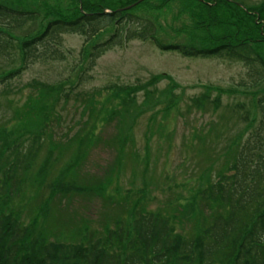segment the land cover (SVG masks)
<instances>
[{"label": "rangeland", "instance_id": "374dc122", "mask_svg": "<svg viewBox=\"0 0 264 264\" xmlns=\"http://www.w3.org/2000/svg\"><path fill=\"white\" fill-rule=\"evenodd\" d=\"M39 1L27 0L23 9L34 10ZM142 1L134 2L130 5L134 9L127 11L156 29L157 42L194 48L214 43L203 28H198L204 14L197 6L173 0L158 10L140 4ZM0 2L22 9L11 1ZM45 2L51 6L57 0ZM47 18L42 14L41 22ZM37 26L35 21L19 34H31ZM61 39L62 59L34 62L18 78L0 85V173L9 156L10 160L16 157L8 148L17 143L24 152L30 149L16 171L19 182L13 190L21 193L10 198L0 190V215L17 219L40 237L39 227L47 240L41 238L52 244H78L86 233L96 237L116 225L126 226L133 208L138 214H175L179 219L183 208L193 206L192 200L204 184L216 181L217 174L226 169L236 151L232 141L241 137L236 141L239 144L250 135L244 132L245 126L255 120L253 97L264 91V82L253 85L256 70L226 55L185 57L136 39L111 47L87 70L85 38L64 33ZM6 55L10 57L0 58V68L18 69L19 57L12 51ZM39 85L47 89L41 99L36 96ZM125 86L136 88L129 91L130 109L119 107L117 96L110 94ZM56 97L50 121L53 119L52 128L62 132L65 140L45 137L32 144L34 136L29 131L40 121L49 120L42 107L48 108ZM90 101L101 116L105 115L102 111L112 112L116 107V118L84 136L86 140L78 148L82 158L77 176L85 187H106L109 198L94 193L57 195L50 203L54 218H49L45 227L47 211L36 221V207L47 199L51 184L64 170L67 173L79 146L75 132L81 125L87 131L91 128ZM173 101H177L176 106L168 107ZM122 116L123 122H135L125 139L117 137ZM179 220L173 223L174 230L191 236L195 220L190 215ZM39 250V244L32 249Z\"/></svg>", "mask_w": 264, "mask_h": 264}, {"label": "trees", "instance_id": "16d2710c", "mask_svg": "<svg viewBox=\"0 0 264 264\" xmlns=\"http://www.w3.org/2000/svg\"><path fill=\"white\" fill-rule=\"evenodd\" d=\"M7 1L19 4L22 9L0 2V58H9L6 54L12 51L15 58L19 57L17 62L20 66L16 70L0 68V85L18 78L34 62L62 59L59 49L64 33L85 38L83 52L87 56V70L111 47L136 39L150 41L162 50H173L185 57L226 55L256 70L254 77H257L251 81L253 85L264 82V61L251 59L240 48L241 43L248 45L254 38V20L229 1L183 0L197 6L204 14L203 24L198 28H203L214 43L203 48L157 42L156 29L147 20L142 21L130 10H123L138 0H67L61 4L57 0L51 6L46 0H40L34 10L23 9V3L27 0ZM154 1L158 4L150 3ZM170 1L173 0H143L140 4L160 10ZM42 14L48 17L45 22H41ZM35 21L38 25L35 32L19 34L23 27L34 25ZM213 31L218 33L214 35ZM104 36L107 39L104 40ZM45 86L39 85L37 89L36 96L39 99L47 93V89L43 90ZM135 89L125 86L116 91L111 90L110 94L117 96L119 107L130 109L127 105L130 100L129 91ZM253 99L255 120L250 126L246 124L244 130L250 135L239 144L236 141L241 137L232 141L236 151H233L226 169L217 174L216 181L210 179L204 184L195 194L193 206L189 210L183 208L179 213V219L190 215L195 220V231L191 236L174 230L173 223H180L175 214L169 217L157 213L138 214L133 208L131 220L126 226L116 225L96 237L86 233L78 244H52L45 243L47 239L39 227L36 231L41 234L40 237L27 229L28 226L21 225L17 219L3 214L0 215V264H264V91L255 94ZM56 102L57 97L48 108L42 107L49 120L40 121L38 127L29 131L34 136L32 144L36 143V139L41 141L45 137L49 141L53 138L65 140L62 132L58 133L52 128L53 119L50 121ZM93 102L88 103L91 107V128L87 131L81 125L80 130L75 132L79 146L66 169L67 173L64 170L51 184L47 199L36 207V221L47 211L43 223L45 227L48 219L54 218L50 203L57 195L68 197L94 193L109 198L106 187H85L77 176V165L82 158V150L78 148L85 142L84 136L90 135L92 130H98L102 125L110 124L116 118V107L112 112L102 111L105 115L101 116V111L96 110ZM176 103L169 102L168 107H175ZM123 119L122 116L118 124L117 137L121 139L126 138V133L131 131L135 123L123 122ZM54 132L57 134L53 135ZM4 145L8 146L6 143ZM8 150L15 151L16 157L10 160L9 156V163L0 173V190L8 192L3 195H10L11 198L21 193L19 189L13 190L19 182L16 171L30 149L24 152L25 148L21 146L20 150V145L15 143ZM38 244L40 250L32 251Z\"/></svg>", "mask_w": 264, "mask_h": 264}, {"label": "flooded vegetation", "instance_id": "af4514ba", "mask_svg": "<svg viewBox=\"0 0 264 264\" xmlns=\"http://www.w3.org/2000/svg\"><path fill=\"white\" fill-rule=\"evenodd\" d=\"M247 11L253 15L255 26V36L250 41L254 50L252 58L264 61V0H253L251 5H247ZM240 48H243V43H241Z\"/></svg>", "mask_w": 264, "mask_h": 264}, {"label": "water", "instance_id": "95a60500", "mask_svg": "<svg viewBox=\"0 0 264 264\" xmlns=\"http://www.w3.org/2000/svg\"><path fill=\"white\" fill-rule=\"evenodd\" d=\"M131 7V6H130ZM130 7H126L125 10L129 9Z\"/></svg>", "mask_w": 264, "mask_h": 264}]
</instances>
